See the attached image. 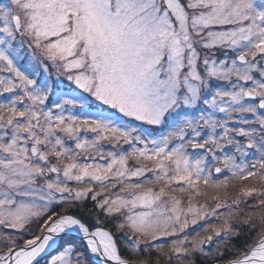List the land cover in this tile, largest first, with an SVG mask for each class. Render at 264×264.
<instances>
[{"label": "snow or ice", "instance_id": "snow-or-ice-1", "mask_svg": "<svg viewBox=\"0 0 264 264\" xmlns=\"http://www.w3.org/2000/svg\"><path fill=\"white\" fill-rule=\"evenodd\" d=\"M0 264H264V0H0Z\"/></svg>", "mask_w": 264, "mask_h": 264}]
</instances>
